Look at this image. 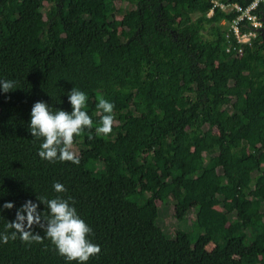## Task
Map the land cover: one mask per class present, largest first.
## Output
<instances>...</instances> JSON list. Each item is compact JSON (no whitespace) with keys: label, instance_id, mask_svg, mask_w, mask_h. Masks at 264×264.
Returning <instances> with one entry per match:
<instances>
[{"label":"trees","instance_id":"obj_1","mask_svg":"<svg viewBox=\"0 0 264 264\" xmlns=\"http://www.w3.org/2000/svg\"><path fill=\"white\" fill-rule=\"evenodd\" d=\"M212 7L0 0V78L15 81L0 93V205L14 203L0 232L13 231L4 225L26 199L71 197L100 248L86 264H264V33L230 55L221 22L235 13L209 16ZM72 87L92 120L73 136L81 154L43 160L27 131L31 106L70 110ZM100 98L113 104L108 134L96 130ZM158 201L179 222L193 212L189 230L165 231ZM32 231L39 240L0 242V264H76Z\"/></svg>","mask_w":264,"mask_h":264},{"label":"clouds","instance_id":"obj_2","mask_svg":"<svg viewBox=\"0 0 264 264\" xmlns=\"http://www.w3.org/2000/svg\"><path fill=\"white\" fill-rule=\"evenodd\" d=\"M14 88V80L0 78V93L13 91ZM66 95L70 110L62 108L53 110V106L43 100L34 102L30 109L27 131L32 138L40 141L37 155L49 162L56 160L76 162L69 151L73 136L92 125L90 116L82 110L87 100L85 92L72 87ZM96 107L105 113L96 130L108 134L113 122L111 115L113 104L100 98ZM52 189L57 193L65 191L64 185L59 182H54ZM41 205L47 208V215L43 217ZM13 207L12 201H5L0 205V212L5 209L11 210ZM33 226L44 232V236L55 246L57 253L67 262L86 264L90 256L100 251L99 246L87 238L92 229L78 215L71 197L41 196L36 197V200L26 199L16 208L14 219L4 225L5 229L13 231L8 234L0 232V242H6L10 237L15 238L17 234L24 241L39 240V234L32 231Z\"/></svg>","mask_w":264,"mask_h":264},{"label":"built area","instance_id":"obj_3","mask_svg":"<svg viewBox=\"0 0 264 264\" xmlns=\"http://www.w3.org/2000/svg\"><path fill=\"white\" fill-rule=\"evenodd\" d=\"M213 7L209 12L211 16L215 8L225 13L234 12L231 20L223 19L226 31L225 50L230 55L242 56L244 45L254 43L264 33V0H211Z\"/></svg>","mask_w":264,"mask_h":264},{"label":"rangeland","instance_id":"obj_4","mask_svg":"<svg viewBox=\"0 0 264 264\" xmlns=\"http://www.w3.org/2000/svg\"><path fill=\"white\" fill-rule=\"evenodd\" d=\"M127 8H132L134 7L133 4L128 3L126 4ZM118 33L117 30H115L112 34L116 35ZM209 132L212 131V129L209 127L207 129ZM70 150L76 154L80 155L82 151V145L80 144L79 141L73 138L72 145L70 147ZM215 153L214 150H211L208 152V154H213ZM216 159H218V154H213ZM170 201V199H169ZM157 205L159 206V211H160V217H159V225L165 229V231L169 232L171 235L175 234L178 232L180 229H188L193 223L194 219V213L190 212L186 218L185 221L179 222L176 217L174 216V210H173V205L168 202V203H161L160 201L157 202ZM195 205V202L193 203ZM193 229V227H191ZM215 243H210L208 244L207 248L208 250H211L214 247Z\"/></svg>","mask_w":264,"mask_h":264}]
</instances>
